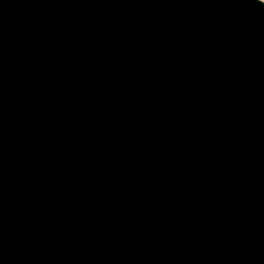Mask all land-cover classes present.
I'll list each match as a JSON object with an SVG mask.
<instances>
[{
  "label": "water",
  "instance_id": "95a60500",
  "mask_svg": "<svg viewBox=\"0 0 264 264\" xmlns=\"http://www.w3.org/2000/svg\"><path fill=\"white\" fill-rule=\"evenodd\" d=\"M0 264H264V4L0 0Z\"/></svg>",
  "mask_w": 264,
  "mask_h": 264
},
{
  "label": "clouds",
  "instance_id": "9594fccd",
  "mask_svg": "<svg viewBox=\"0 0 264 264\" xmlns=\"http://www.w3.org/2000/svg\"><path fill=\"white\" fill-rule=\"evenodd\" d=\"M259 3L264 4V0H259Z\"/></svg>",
  "mask_w": 264,
  "mask_h": 264
}]
</instances>
